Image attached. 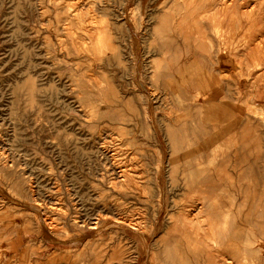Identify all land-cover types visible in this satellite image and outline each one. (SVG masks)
<instances>
[{
    "label": "rangeland",
    "instance_id": "rangeland-1",
    "mask_svg": "<svg viewBox=\"0 0 264 264\" xmlns=\"http://www.w3.org/2000/svg\"><path fill=\"white\" fill-rule=\"evenodd\" d=\"M180 9L0 0V264H223L262 242L264 29L208 56Z\"/></svg>",
    "mask_w": 264,
    "mask_h": 264
},
{
    "label": "bare ground",
    "instance_id": "bare-ground-1",
    "mask_svg": "<svg viewBox=\"0 0 264 264\" xmlns=\"http://www.w3.org/2000/svg\"><path fill=\"white\" fill-rule=\"evenodd\" d=\"M147 2V0H146ZM159 2L168 4L171 2L182 7L183 10H179L175 21L173 22L176 35L181 36V40L188 41L190 37L194 36L196 41L195 49L201 53H205L210 56L214 53L216 47V40L222 39H233L235 35L244 29V33L249 34L252 28V24H260L259 29H264V0H159ZM149 5V4H148ZM156 5V4H155ZM151 6V5H150ZM157 7V5H156ZM45 8V7H44ZM161 8V7H160ZM159 9V8H158ZM152 11V10H151ZM157 9H154V12ZM166 12V11H165ZM157 13V12H156ZM163 13V12H162ZM153 15V14H152ZM151 16V14H150ZM156 18V17H155ZM73 20V19H72ZM151 20V19H150ZM157 20V19H156ZM157 22V21H156ZM255 25H253L255 27ZM257 28V27H255ZM257 31V30H256ZM253 36V35H252ZM260 37V36H259ZM258 37V38H259ZM251 38V37H250ZM226 39V40H227ZM253 39V38H252ZM256 41L259 39H255ZM230 41V40H228ZM234 41V40H231ZM258 42V41H257ZM262 42V41H261ZM236 43V42H235ZM259 43L255 44V49H259ZM162 45V44H161ZM220 45V44H219ZM218 45V46H219ZM262 45V44H261ZM149 46V45H148ZM157 46V45H155ZM151 47V46H150ZM224 47H226L224 45ZM231 47V46H230ZM228 49V48H227ZM254 49V48H253ZM221 51V50H220ZM219 51V53H220ZM225 51V50H224ZM254 51V50H253ZM217 54V53H216ZM221 54V53H220ZM219 54V55H220ZM255 54V53H253ZM222 56V55H220ZM234 56V55H233ZM216 57H218L216 55ZM229 57V56H228ZM263 57V56H262ZM230 58V57H229ZM257 58V55H256ZM255 58V59H256ZM114 59V56H113ZM112 59V60H113ZM209 59V58H208ZM111 60V61H112ZM254 60V59H253ZM260 60V58H259ZM237 60H235L236 62ZM114 62V61H112ZM228 62V63H227ZM263 62V61H261ZM108 63V62H107ZM196 63V62H195ZM221 65L229 64V60H223L220 62ZM260 63V61H259ZM41 64V63H40ZM217 65V63H216ZM236 66V65H235ZM239 66V65H238ZM237 67V66H236ZM201 68V69H200ZM198 74L197 79L204 82L206 86L219 76L215 73V63L211 70L210 68H202ZM244 69V68H243ZM237 70V69H236ZM242 70V68H241ZM217 71V70H216ZM232 71V70H231ZM250 76V75H249ZM252 76V75H251ZM219 78V77H218ZM224 82L220 76L218 84ZM28 83V82H27ZM209 89V87H207ZM20 89V88H19ZM39 90V89H38ZM63 90V89H62ZM37 91V90H35ZM34 91V92H35ZM65 91V90H64ZM33 92V93H34ZM39 92V91H38ZM258 93V92H257ZM8 95V94H7ZM10 95V94H9ZM111 95V94H110ZM24 96V95H23ZM259 98L264 97L259 94ZM30 97H28L29 100ZM264 100V98H263ZM30 101V100H29ZM28 102V101H25ZM106 102V101H105ZM29 103V102H28ZM213 103V102H212ZM106 104V103H105ZM39 105V104H38ZM215 107V106H214ZM259 107V106H258ZM262 109V107H260ZM216 109V108H215ZM260 109V110H261ZM104 110V109H103ZM263 111V110H262ZM99 113V112H98ZM227 118V117H226ZM59 137V136H57ZM56 138V137H55ZM64 138H61V140ZM77 139V138H76ZM71 140V139H70ZM232 140V139H231ZM67 142V141H66ZM59 143V142H58ZM252 145V144H251ZM75 149V148H74ZM99 149V148H98ZM106 153V152H105ZM93 154V153H92ZM95 154V153H94ZM114 164V163H112ZM96 167V166H95ZM26 168V167H25ZM99 169V168H98ZM113 170V169H112ZM122 170V169H121ZM3 171V170H2ZM115 171V170H113ZM98 172V171H97ZM128 172V171H127ZM119 173V172H118ZM121 173V172H120ZM125 175V174H124ZM121 176V175H120ZM120 178V177H118ZM123 179V178H122ZM121 181V180H120ZM123 181V180H122ZM17 183V182H16ZM14 184V183H13ZM128 184V183H127ZM129 185V184H128ZM12 186V185H11ZM177 186V185H176ZM129 187V186H128ZM18 189V187H16ZM24 188V187H23ZM16 189V190H17ZM115 189V188H114ZM117 189V188H116ZM123 189V188H122ZM122 193L124 194V190ZM125 189V188H124ZM130 189V188H129ZM23 189H21L22 191ZM119 190V189H118ZM8 191V190H7ZM12 191V190H11ZM18 191V190H17ZM4 192V191H3ZM20 192V190H19ZM126 192V191H125ZM22 193V192H20ZM120 193V192H119ZM90 194V193H89ZM14 199L20 200L15 194L11 192ZM85 196V195H84ZM12 200V198H11ZM37 200V199H36ZM16 202V201H15ZM263 205V206H262ZM261 218L264 219V204H261ZM191 216V215H190ZM128 221V220H127ZM45 222V221H44ZM123 221L121 220V223ZM261 222V234L262 242L260 243H248L243 247L238 261H223V264H264V220ZM127 223V222H126ZM119 224V222H118ZM128 224V223H127ZM134 224V223H133ZM138 224V223H137ZM53 225V224H52ZM206 225V224H205ZM130 227V225H129ZM134 227V226H133ZM49 229V228H48ZM134 230V229H133ZM142 230V229H141ZM135 231V230H134ZM143 231V230H142ZM146 231V230H145ZM50 232V231H49ZM140 232V231H139ZM138 232V233H139ZM47 233V232H46ZM143 233V232H142ZM140 234V233H139ZM145 234V233H143ZM47 236V235H46ZM81 237V236H80ZM204 238V235L201 236ZM60 239V238H59ZM52 240V238H51ZM56 240V239H55ZM62 240V239H60ZM54 241V240H53ZM222 244V243H221ZM245 244V243H244ZM94 246V245H93ZM223 246V245H222ZM16 251V249H15ZM148 251V249H147ZM214 252V251H213ZM220 253V252H219ZM226 256V255H225ZM229 256V255H228ZM220 259V258H219ZM202 260V259H201ZM200 260V261H201ZM206 262V261H205ZM196 263V262H195ZM144 264V263H143Z\"/></svg>",
    "mask_w": 264,
    "mask_h": 264
},
{
    "label": "crops",
    "instance_id": "crops-1",
    "mask_svg": "<svg viewBox=\"0 0 264 264\" xmlns=\"http://www.w3.org/2000/svg\"><path fill=\"white\" fill-rule=\"evenodd\" d=\"M260 101L264 103L263 98ZM226 221L227 220H225V222ZM233 223L235 224V222H232V221H231V223L229 221H227V223H225L224 231H223V240H222V243H229V240H236V238H238V234L236 232L235 233H232V231L229 228V226L231 224H233ZM229 244L231 245V243H229Z\"/></svg>",
    "mask_w": 264,
    "mask_h": 264
}]
</instances>
